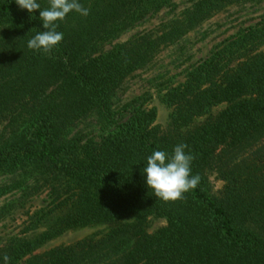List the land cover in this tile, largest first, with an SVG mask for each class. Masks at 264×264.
<instances>
[{
  "label": "trees",
  "instance_id": "trees-1",
  "mask_svg": "<svg viewBox=\"0 0 264 264\" xmlns=\"http://www.w3.org/2000/svg\"><path fill=\"white\" fill-rule=\"evenodd\" d=\"M252 1L196 0L108 47L172 0H0V198L20 192L0 221L43 191L51 199L23 235L0 238V264H264V17L167 91V126L138 99L113 107L162 47ZM94 115L112 126L99 140L75 131ZM150 217L167 222L151 233ZM98 225L100 236L41 250Z\"/></svg>",
  "mask_w": 264,
  "mask_h": 264
},
{
  "label": "rangeland",
  "instance_id": "rangeland-1",
  "mask_svg": "<svg viewBox=\"0 0 264 264\" xmlns=\"http://www.w3.org/2000/svg\"><path fill=\"white\" fill-rule=\"evenodd\" d=\"M195 1L172 0L157 14L149 16L133 28L123 32L108 47L127 41L140 32L157 31L170 21L182 18L184 12ZM263 17L264 0L224 7L209 19L201 22L197 27L162 47L145 67L128 76L113 97V107L119 109L123 105L138 99V105L142 108L155 109L157 124L162 127L167 126L170 115V108L164 100L167 91L184 82L189 71L207 58L217 45L241 29L256 24ZM262 50H264V45ZM220 108L222 107L214 109V112ZM205 119L206 116L197 118L194 125ZM101 122L103 121L101 120ZM79 129H83L84 134H89L99 140L110 133L112 126H105L100 123L97 116L94 115L82 122L75 131ZM210 180L213 185V193L219 195L225 181L217 171L210 173ZM0 181H3V179L0 178ZM19 195L20 192L16 195L8 194L0 198V207L17 199ZM50 201L48 192L43 191L33 196L24 207L10 208L6 217L0 221V238L23 235L26 228L30 226L33 217L45 209ZM166 222L164 217H150L146 228L152 233ZM107 229L108 226L106 225L72 229L49 241L41 250L44 251L61 244H70L88 236H100Z\"/></svg>",
  "mask_w": 264,
  "mask_h": 264
}]
</instances>
